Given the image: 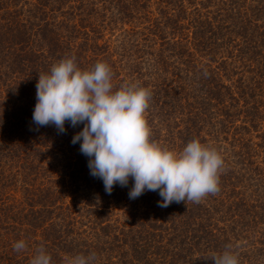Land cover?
<instances>
[{"label": "trees", "instance_id": "trees-1", "mask_svg": "<svg viewBox=\"0 0 264 264\" xmlns=\"http://www.w3.org/2000/svg\"><path fill=\"white\" fill-rule=\"evenodd\" d=\"M67 57L147 88L152 140L215 148L219 192L162 208L130 177L107 194L71 143L83 124L32 120L38 74ZM226 245L264 264V0H0V264L40 246L52 264H213Z\"/></svg>", "mask_w": 264, "mask_h": 264}, {"label": "clouds", "instance_id": "clouds-1", "mask_svg": "<svg viewBox=\"0 0 264 264\" xmlns=\"http://www.w3.org/2000/svg\"><path fill=\"white\" fill-rule=\"evenodd\" d=\"M36 103L32 120L39 127L53 125L65 132V122L75 128L83 124L71 140L80 142L81 154L88 157L90 175L102 180L105 192L115 185L133 186L129 199L145 191H158V206L173 202L199 203L219 192V173L224 166L221 154L213 147L192 139L179 152L151 139L145 118L151 92L139 82H125L114 89L107 63L97 61L80 69L74 57L60 59L47 73L38 74ZM26 249L23 240L13 250ZM95 254L65 256V264H94ZM213 264H239L231 245L213 254ZM30 264H52L51 255L38 247Z\"/></svg>", "mask_w": 264, "mask_h": 264}]
</instances>
